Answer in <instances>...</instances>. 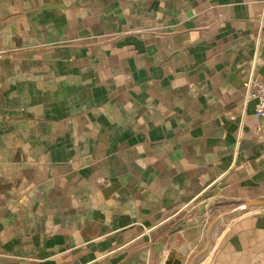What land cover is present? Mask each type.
<instances>
[{"label":"crops","instance_id":"1","mask_svg":"<svg viewBox=\"0 0 264 264\" xmlns=\"http://www.w3.org/2000/svg\"><path fill=\"white\" fill-rule=\"evenodd\" d=\"M264 0H0V264H264Z\"/></svg>","mask_w":264,"mask_h":264},{"label":"built area","instance_id":"2","mask_svg":"<svg viewBox=\"0 0 264 264\" xmlns=\"http://www.w3.org/2000/svg\"><path fill=\"white\" fill-rule=\"evenodd\" d=\"M246 99L256 102V115L264 119V80L247 86Z\"/></svg>","mask_w":264,"mask_h":264}]
</instances>
